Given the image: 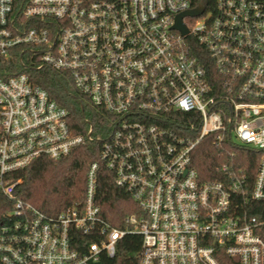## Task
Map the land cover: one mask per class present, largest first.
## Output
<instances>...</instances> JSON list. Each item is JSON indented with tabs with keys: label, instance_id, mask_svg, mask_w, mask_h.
I'll return each instance as SVG.
<instances>
[{
	"label": "built area",
	"instance_id": "2783aa9c",
	"mask_svg": "<svg viewBox=\"0 0 264 264\" xmlns=\"http://www.w3.org/2000/svg\"><path fill=\"white\" fill-rule=\"evenodd\" d=\"M195 9L183 35L176 18ZM0 61L66 74L112 118L106 138L88 120L75 134L26 72L4 70L0 264H102L126 235L137 264H264V0H0ZM204 140L255 155L253 180L226 166L198 178ZM96 141L80 203L48 216L16 196V172ZM101 169L140 212L125 230L101 215Z\"/></svg>",
	"mask_w": 264,
	"mask_h": 264
},
{
	"label": "trees",
	"instance_id": "16d2710c",
	"mask_svg": "<svg viewBox=\"0 0 264 264\" xmlns=\"http://www.w3.org/2000/svg\"><path fill=\"white\" fill-rule=\"evenodd\" d=\"M206 68L209 73L212 72L210 65L207 64ZM5 69L26 72L33 84L44 89L52 100L64 107L69 113L70 129L75 134L84 133L88 126L85 120L93 127L94 136L106 138L111 132V116L81 97L64 77L66 74L47 69L27 71L16 62L7 65L0 61V77L7 76ZM188 118L189 114L181 115L182 122ZM100 147L101 143L97 141L79 146L58 161L41 158L16 172L13 175V179L19 181L16 196L48 216L58 215L67 207L80 203L84 197L86 171L91 163L98 161ZM231 153L227 148L220 149L207 140L202 141L191 158L198 178L209 182L220 181V169L226 166L229 170H241L253 180L255 155L243 151L234 155ZM97 202L103 218L116 229L125 230L126 218L140 213L128 195L113 185L112 175L104 169L99 172ZM7 206L0 196V214ZM140 247L139 236L126 235L118 243L115 257L105 258L102 264H137Z\"/></svg>",
	"mask_w": 264,
	"mask_h": 264
},
{
	"label": "water",
	"instance_id": "95a60500",
	"mask_svg": "<svg viewBox=\"0 0 264 264\" xmlns=\"http://www.w3.org/2000/svg\"><path fill=\"white\" fill-rule=\"evenodd\" d=\"M202 12H203L202 9H195V10H191L190 12H186L184 14L178 15L175 21L176 24L174 28L178 29L183 35H187V29L182 23V18L185 16L186 17L199 16L202 14Z\"/></svg>",
	"mask_w": 264,
	"mask_h": 264
}]
</instances>
